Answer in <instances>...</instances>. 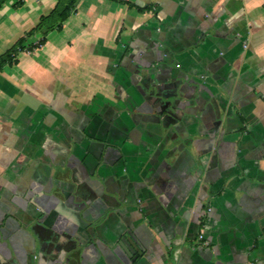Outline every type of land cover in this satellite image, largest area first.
Here are the masks:
<instances>
[{"label":"crops","instance_id":"1","mask_svg":"<svg viewBox=\"0 0 264 264\" xmlns=\"http://www.w3.org/2000/svg\"><path fill=\"white\" fill-rule=\"evenodd\" d=\"M126 1L0 71V264H264V0ZM55 3L7 0L0 54Z\"/></svg>","mask_w":264,"mask_h":264},{"label":"trees","instance_id":"2","mask_svg":"<svg viewBox=\"0 0 264 264\" xmlns=\"http://www.w3.org/2000/svg\"><path fill=\"white\" fill-rule=\"evenodd\" d=\"M6 1L7 0H0V9ZM79 1L80 0H56L53 9L49 13L42 15L38 23L28 31L29 34L40 31L43 33V38L34 44H26L25 37H19L8 50L0 54V71H2L5 66L17 62V55L20 51L33 50L41 46L45 42L48 32L55 29L60 30L64 21L76 11ZM120 1L132 5V3L126 0ZM149 7L150 6L138 7V9L141 11Z\"/></svg>","mask_w":264,"mask_h":264},{"label":"water","instance_id":"3","mask_svg":"<svg viewBox=\"0 0 264 264\" xmlns=\"http://www.w3.org/2000/svg\"><path fill=\"white\" fill-rule=\"evenodd\" d=\"M161 50V49H160ZM153 62V61H152ZM155 62V61H154ZM153 65L154 66H152V63H150V64H144V67H146V68H152V70L151 69H148L147 70V73L149 74V76H150V79H152L151 81L152 82H156V80H153V78H154V76L156 75V71H157V65H155L154 63H153ZM154 75V76H153ZM158 91H159V89H158ZM158 93V92H157ZM157 93H155V90H154V94H153V91H152V95H157ZM160 104H162L161 106L162 107H164V106H166V103H160ZM119 246H120V248L127 254V256L128 257H130V258H133V256H132V254H135L136 253V249L133 247V245L132 244H130V242L127 240V238L126 237H123L122 239H121V241L119 242Z\"/></svg>","mask_w":264,"mask_h":264},{"label":"built area","instance_id":"4","mask_svg":"<svg viewBox=\"0 0 264 264\" xmlns=\"http://www.w3.org/2000/svg\"><path fill=\"white\" fill-rule=\"evenodd\" d=\"M202 238H203V236L202 235H200Z\"/></svg>","mask_w":264,"mask_h":264}]
</instances>
